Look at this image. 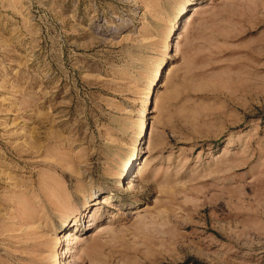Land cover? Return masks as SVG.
Here are the masks:
<instances>
[{
  "label": "rangeland",
  "instance_id": "374dc122",
  "mask_svg": "<svg viewBox=\"0 0 264 264\" xmlns=\"http://www.w3.org/2000/svg\"><path fill=\"white\" fill-rule=\"evenodd\" d=\"M0 264H264V0H0Z\"/></svg>",
  "mask_w": 264,
  "mask_h": 264
}]
</instances>
